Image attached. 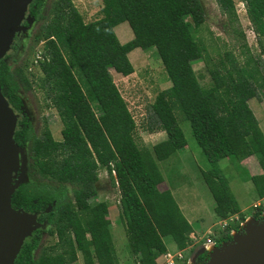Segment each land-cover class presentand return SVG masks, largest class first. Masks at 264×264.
<instances>
[{"label":"trees","instance_id":"obj_1","mask_svg":"<svg viewBox=\"0 0 264 264\" xmlns=\"http://www.w3.org/2000/svg\"><path fill=\"white\" fill-rule=\"evenodd\" d=\"M215 2L227 19L238 56L244 60L242 68L250 87L253 91L264 88L263 64L252 57L234 0ZM240 2L261 44L264 0ZM43 7L44 0H34L28 6L31 19L41 21L39 35L34 37L43 43L39 66L34 67L30 61L25 69L13 72L7 55L0 60V89L13 112L24 105L18 95L20 88L35 89L62 124L61 141L54 140L46 126L38 137L32 136L26 117L17 125L14 141L27 149L25 169L58 186L49 188L28 181L13 194L12 208L39 213L38 221L49 226L47 233L54 238L53 252L44 248L34 258L42 233L35 231L25 240L15 264H71L76 255H80L82 264H119L110 231L109 206L105 201L92 202L97 197L95 185L102 170L118 189L119 220L134 260L156 264L168 251L163 240L166 237L172 239L177 250H185L193 228L171 191L161 189L164 179L156 163L186 147L176 110L189 122L211 166L202 172V178L212 195L215 216L223 221L239 215V222H243L246 216L217 164L231 158L239 166L255 156L262 174L248 180L257 197L263 199L264 133L224 58L218 54L213 62L196 37L205 24L201 1L102 0L101 16L89 23L84 22L71 0H52L45 14ZM122 23L129 25L133 35L124 44L114 31ZM136 49L154 50L170 82L147 108L142 126L147 133L166 134V139L152 148L138 142L136 122L111 74H133L128 55ZM199 61L209 76L206 86L201 85L193 69ZM30 67H34L32 71ZM69 186L72 197H68ZM260 211L252 216L257 219ZM238 225L228 227L217 243L231 240L230 231L237 230Z\"/></svg>","mask_w":264,"mask_h":264},{"label":"rangeland","instance_id":"obj_2","mask_svg":"<svg viewBox=\"0 0 264 264\" xmlns=\"http://www.w3.org/2000/svg\"><path fill=\"white\" fill-rule=\"evenodd\" d=\"M51 1L44 0L42 13H46L45 10ZM71 1L82 15L85 23L92 22L101 16L102 0ZM200 1L204 9L205 24L196 33V37L201 41L213 62H216L218 54H221L224 58L227 67L233 76L237 78L236 80L264 133V88L253 91L250 87L249 79L245 75L244 68H242L244 60L238 56L239 50L236 48V41L227 26V19L219 11L215 0ZM234 2L240 28L245 34L248 46L251 48L252 57L260 59L264 67V53H262L264 37L261 44H258L247 19L244 4L240 0H234ZM29 23V26L20 32L18 39L16 40L15 38L16 42L7 53V63L13 72L19 68L25 69L29 62L33 60L35 52L41 49L40 43L34 39L35 36L39 35L41 21H31L30 19ZM114 31L122 44L130 41L133 37L127 23L118 25ZM128 57L133 65L134 73L127 77H121L114 71H111V74L115 85L127 104L128 110L136 122L137 136L140 139L138 142L140 145L152 148L158 142L160 136L145 132L142 126L146 122L147 108L160 91L169 87L170 82L154 50L142 51L136 49ZM193 69L201 85L206 86L210 80L204 63L202 61L195 62ZM33 72L38 74V71L34 70ZM27 77L31 78V75L27 74ZM34 78L37 79L38 77ZM18 95L24 104V109L29 119L31 135L38 137L46 126L53 139L61 141L62 124L56 111L45 107L42 94L35 89L25 91L21 87ZM175 116L184 134L186 147L176 151L168 159L156 161V163L165 181L164 184L171 191L181 213L192 225L196 233L190 236V242L184 250L185 257L194 261L195 255L202 253L203 244H207L209 239L211 242H217L227 231L228 227L239 223V215L230 216L225 221L227 227H224V222L219 223L220 219H217L213 212L214 201L212 195L202 178V172L209 171L211 166L197 145L189 122L184 119L183 114L178 110L175 111ZM26 161H28L27 149H24L22 158L24 165ZM217 166L228 180L230 190L246 218L253 215L254 209L252 206L254 204L259 203L264 209V199L257 197L253 184L248 180L253 175L262 174L255 156L243 161L239 166L231 158L219 161ZM22 181L44 184L49 188L58 186L55 182L31 174L25 168L22 174ZM95 186L97 197L92 202L105 201L109 206L110 231L119 264H132L125 227L119 220L118 189L112 186L110 178L104 170L99 172V181ZM68 190V197H72L70 186ZM48 228L47 224H43L39 229L42 233L39 237V245L33 252L34 258L39 257L44 248L49 247V249L51 248L50 252H53L54 238L48 235ZM163 240L168 251H177L170 237H166ZM75 258L76 260L71 264H82L80 255H76Z\"/></svg>","mask_w":264,"mask_h":264},{"label":"water","instance_id":"obj_3","mask_svg":"<svg viewBox=\"0 0 264 264\" xmlns=\"http://www.w3.org/2000/svg\"><path fill=\"white\" fill-rule=\"evenodd\" d=\"M33 1L0 0V60L24 30L22 22L29 23L26 13ZM17 118L0 89V264H15L25 240L45 224L38 222V213L12 208L25 168L24 149L14 141ZM202 264H264V217L248 218L231 240L211 248Z\"/></svg>","mask_w":264,"mask_h":264},{"label":"built area","instance_id":"obj_4","mask_svg":"<svg viewBox=\"0 0 264 264\" xmlns=\"http://www.w3.org/2000/svg\"><path fill=\"white\" fill-rule=\"evenodd\" d=\"M42 42H40V46H42ZM42 59L41 57V49L37 50L33 56V60H32V63L34 65V67H38L39 66V61ZM33 67V68H34ZM33 68H29V71H32ZM134 119V118H133ZM113 175H114V172H113ZM264 199V198H263ZM252 208L254 209V213L257 211V210H261L260 211V218H263L264 217V209L262 208V205L259 204V203H256L252 206ZM262 213V214H261ZM254 218V216H251ZM248 218L250 217H247L245 218V220L243 222H239L238 224V229L237 230H240L243 226H244V223L248 220ZM225 221L227 220H223L222 222H224V227H227V224L225 223ZM239 221V219H238ZM236 232V230H231L230 231V234L231 236ZM208 243L207 244H203V249H204V253H208L210 252V249L215 247V246H218L217 245V242H211V240L209 239L207 241ZM192 263V260L191 259H188L185 257L184 255V250H177L176 252H170V251H167L165 254H163L162 256H160L157 260H156V264H191ZM132 264H142L140 262V260H134L132 262Z\"/></svg>","mask_w":264,"mask_h":264},{"label":"flooded vegetation","instance_id":"obj_5","mask_svg":"<svg viewBox=\"0 0 264 264\" xmlns=\"http://www.w3.org/2000/svg\"><path fill=\"white\" fill-rule=\"evenodd\" d=\"M26 16H29V13H28V10H27V13H26ZM31 21H33L32 19H31ZM26 24H28V25H26ZM29 24L30 23H28L26 20H24L23 22H22V26L24 27V28H27L28 26H29ZM19 35H20V33L19 34H16L15 35V37H14V40H13V43H12V46L14 45V43L16 42V40L18 39V37H19ZM15 38H16V40H15ZM12 46H11V48H12ZM7 55V54H6ZM17 116H18V118H17V125H18V123H19V121H21L22 120V117H26L27 118V120H28V122H29V119H28V116H27V114H26V112H25V109H24V105H23V107L21 108V110L19 111V112H14ZM17 125H16V128H17ZM16 131V130H15ZM39 214V213H38ZM262 214V213H261ZM40 216V215H39ZM39 216H38V218H39ZM258 218H260V215H259V217ZM257 218V219H258ZM39 222V221H38ZM40 223V222H39ZM39 230V229H38ZM236 231H238V230H236ZM231 235V234H230ZM231 238H232V236H231ZM217 245H219L218 243H217ZM202 253H199V254H197V255H195V260L193 261L192 260V263L191 264H202L206 259H207V254L206 253H204L203 255H201ZM202 257H201V256ZM200 256V257H199Z\"/></svg>","mask_w":264,"mask_h":264},{"label":"crops","instance_id":"obj_6","mask_svg":"<svg viewBox=\"0 0 264 264\" xmlns=\"http://www.w3.org/2000/svg\"><path fill=\"white\" fill-rule=\"evenodd\" d=\"M118 75V74H117ZM121 76V75H120ZM121 77H123V76H121ZM151 135H159L160 136V138H159V140H158V142L157 143H159V142H161V141H164L165 139H166V134H165V132H156V133H152ZM157 143H155V144H157ZM154 144V145H155ZM153 145V146H154ZM164 183H165V181H164ZM165 189H169L168 187H167V185H165V184H163L162 185V190H165ZM242 212V211H241ZM217 219H219L218 217H216ZM220 222H222V220H219V223ZM194 234H196L195 232H194V230H193V233L190 235V236H192V235H194ZM134 261V259L133 258H131V263Z\"/></svg>","mask_w":264,"mask_h":264}]
</instances>
